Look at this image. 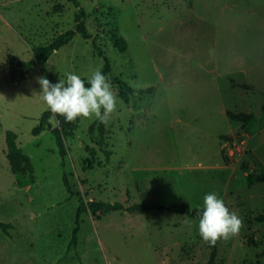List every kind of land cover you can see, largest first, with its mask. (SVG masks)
Instances as JSON below:
<instances>
[{
  "label": "rangeland",
  "instance_id": "obj_1",
  "mask_svg": "<svg viewBox=\"0 0 264 264\" xmlns=\"http://www.w3.org/2000/svg\"><path fill=\"white\" fill-rule=\"evenodd\" d=\"M77 1L90 39L75 36L20 79L18 63L72 29L77 9L67 0H0V222L13 226L0 230V264H207L198 221L166 211L84 213L70 248L78 199L64 172L85 202L203 208L215 192L242 220L236 235L218 239L215 264H264V0ZM94 46L110 63L117 108L102 131L95 117L52 114L62 163L49 131L31 134L49 110L37 77L86 80L103 65ZM113 78L133 90L127 103ZM227 111L255 118L243 126ZM6 131L29 156L32 182L10 172Z\"/></svg>",
  "mask_w": 264,
  "mask_h": 264
},
{
  "label": "trees",
  "instance_id": "obj_2",
  "mask_svg": "<svg viewBox=\"0 0 264 264\" xmlns=\"http://www.w3.org/2000/svg\"><path fill=\"white\" fill-rule=\"evenodd\" d=\"M68 2L72 3L74 7L77 9V12L74 15V27L69 29L58 36H56L50 43L44 46H38L32 48V58L28 61L18 63L20 68L19 78L23 79L24 75L27 70H29L34 64H44L47 60L58 50L67 46L72 39L79 35L83 40H89L90 34L87 31L83 20L86 18L85 11L79 6L77 0H67ZM108 11L114 12L113 7H109ZM112 42L114 46L119 50L120 53L125 52L126 50V42L123 37L117 35L116 31L111 33ZM96 54L103 60V67L102 71L106 76L111 74V67L108 59L104 57L101 49L94 46ZM113 81L119 87V97L125 103L128 102V94L132 93L133 90L123 81L118 78H113ZM87 82V79L85 80ZM152 89H147L145 92H151ZM264 111V105L261 107ZM227 118L231 121L240 122L243 126L250 124L254 120V115L249 113H233V112H226ZM52 117V113L47 110L42 113V116L39 120V123L32 129L31 134L33 136H38L44 131H49L50 134L54 138L55 145L57 147L58 155L63 163L64 157L66 156V149L64 146L63 138L61 130L58 127H51L50 120ZM98 120V119H97ZM99 128L102 131L103 123L99 120ZM93 125L89 127V132L92 133ZM228 139L227 137H224ZM99 145H102V140L98 141ZM103 154L106 158L110 156V151L103 149ZM90 156H93V150L89 151ZM5 158L8 162L10 172L14 175H28L31 182L33 181V166L31 160L28 155H26L21 148L17 145L16 142V135L12 131L5 132ZM62 184L68 193L69 196H76L78 199V207L74 222V228L72 229L71 239L69 242V247L74 249L76 247L77 242V233L79 230V220L80 216L84 213H89L92 217H98L99 214H107L110 212H125L129 214H146L150 211H157V212H169L172 214L177 215H185L189 219L194 221H199L198 213L202 211V208H192L190 205L186 203H172L169 205H160L150 202H139L137 204L124 207L119 202L108 203V202H85L82 196L74 192L70 186V183L67 178V174L64 172L62 175ZM257 221L264 222V215L257 217ZM13 226L9 223L0 222V230L3 234L8 235L9 230H11ZM217 243L210 244L207 242V246L209 248V258L207 260V264H215L216 256H217Z\"/></svg>",
  "mask_w": 264,
  "mask_h": 264
},
{
  "label": "clouds",
  "instance_id": "obj_3",
  "mask_svg": "<svg viewBox=\"0 0 264 264\" xmlns=\"http://www.w3.org/2000/svg\"><path fill=\"white\" fill-rule=\"evenodd\" d=\"M102 67L101 63L94 68L87 82L72 72L57 83L50 82L46 76L37 77L40 99L53 114V119L59 115L69 122L80 117H95L105 124L109 121L116 111L118 97ZM198 215V233L202 240L210 244L236 235L242 226L239 215L231 211L215 192L205 194L203 208Z\"/></svg>",
  "mask_w": 264,
  "mask_h": 264
}]
</instances>
